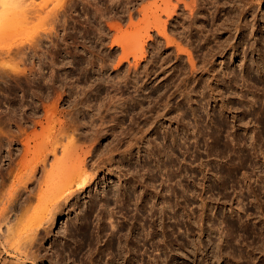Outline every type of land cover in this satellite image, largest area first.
<instances>
[{
    "label": "rangeland",
    "instance_id": "rangeland-1",
    "mask_svg": "<svg viewBox=\"0 0 264 264\" xmlns=\"http://www.w3.org/2000/svg\"><path fill=\"white\" fill-rule=\"evenodd\" d=\"M24 1L0 27V140L12 116L33 150L72 140L88 179L35 258L19 245L39 201L10 213L0 264H264V0L198 1L191 33L186 16L166 26L175 46L154 30L159 0Z\"/></svg>",
    "mask_w": 264,
    "mask_h": 264
},
{
    "label": "bare ground",
    "instance_id": "bare-ground-1",
    "mask_svg": "<svg viewBox=\"0 0 264 264\" xmlns=\"http://www.w3.org/2000/svg\"><path fill=\"white\" fill-rule=\"evenodd\" d=\"M23 1L24 0H0V27L2 26V18L7 16L4 13L5 12L7 13V11L9 10L8 8L14 5L16 9H20L21 7L26 5L25 4L26 1L24 2ZM159 1L162 2L160 6V12L164 14L166 20H162V17H159L158 19L159 21H157L158 23L155 24L154 30L160 36L162 35L163 37H165L167 39L166 43L171 46H173V44L175 46V42L171 44L172 40L168 38L169 35L166 32L167 25H169L170 23L174 25L175 23H177L175 21L185 19L183 20L184 22L182 23L185 26V29L188 30L189 33H191L193 31V26L196 25L195 21H198V19L200 18L197 17L198 15H200L198 13H202V11H207V9L205 8V5L207 3L206 4L204 3V5H202V7L204 6L203 8H200V6L198 5L199 4L198 1L201 2V0H159ZM203 2H201V4ZM205 2L207 1L205 0ZM129 4L130 3H128L127 1L126 5ZM215 6L216 5H214L213 7ZM218 7H216V9ZM13 8L14 7L12 6V9ZM213 9L211 8V10L209 11H212ZM131 10L132 9L129 10L130 13L129 17L130 20L133 21L134 18L136 17V14ZM10 11L14 15V12H16L17 10L15 11L14 9V11L13 10ZM23 11L26 10L23 9ZM179 11L181 12V14L178 13ZM218 11L216 12L218 13ZM141 12L142 10H139V12L137 11V13H141ZM216 12H214L215 16H216ZM7 14L9 15V13ZM17 14L18 13H16V15ZM21 15L25 17V13H22ZM15 16L12 17L14 18ZM182 17L184 18L182 19ZM6 18L9 19L8 17ZM261 39L263 38L260 37L259 40L260 43L262 41ZM122 48H123V56L120 59V63L127 62L128 64H131V62H133L134 64H136V66H138L140 61L144 59L146 54V52H142L141 55L139 56L138 51L136 49H132V50L126 49L125 45L122 46ZM183 52L185 53V50L179 47L177 53H181V54H178L177 57H180ZM130 57L133 59V61L130 60ZM262 58H264V56ZM190 61L191 63H193L192 61L194 60L191 58ZM3 66H7L4 67L7 69V72L15 71L17 69L16 65H3ZM0 77L2 78L3 76L0 75ZM14 118L16 117L15 116L10 117L9 121L13 122L12 126L16 127L17 131H13L14 129H10L9 127L6 126L2 127V133L6 136L7 141L5 142L0 140V162H1L0 232L2 230L1 224L4 221H6V219L8 218L7 216L10 213L14 212L16 209H18L19 211H28V208L31 206L32 202L34 200H38L40 204L39 209L36 211L34 217L29 221L28 225L24 228L25 232L23 236L25 235L26 237H24L23 242L19 245L20 248L24 244L23 256H25V258L27 259H32L35 258V256L37 255V254L35 255L36 253L35 250L33 251L34 249L33 243L37 240L39 233H41L40 229L46 223L55 221L57 216L56 212L61 213L62 209L69 203L72 197L77 192H79L78 187L80 188L86 185L88 179V172L85 171L84 169V167H86L85 160H81L80 157V154H82V149L76 147L75 143L72 140H68L67 143L62 144L60 139L56 138L55 140H53L52 138H50L47 141L45 140L44 142L39 143L37 146L38 149L33 150L35 148L31 147V143L33 141L32 138L35 135L34 134L27 135L26 129L23 128L22 125L18 123V120ZM18 142L23 146V150L20 151L21 158L19 161L16 160L17 155L15 154L16 152L13 149L16 143ZM5 143H7L8 145L5 146ZM37 151H39L40 153L39 155H37L38 156L37 158L33 159L28 169L25 172H21L20 174L19 173L17 174L16 172L19 171L22 167L25 168L24 165H26V159L29 157V155L32 152H37ZM6 161L8 162L7 165L8 168L6 169L7 174L5 175L4 173H2V169L6 166L5 164ZM69 162L78 165L76 167V170L75 169L73 170L77 171L78 169L79 171L74 173L71 172L72 174L71 173L70 175L67 174L62 178L60 177L61 179L57 180L56 182H52V183L49 182V179L54 177V175L57 172L59 173L60 169H62V167H64L65 164ZM7 177H9V180L12 184L10 182H9L10 185L7 184V180H8ZM24 196L26 197L24 198ZM110 226L111 228H114L113 225ZM7 232L10 233L11 228H9ZM1 239H2V235L0 234V241Z\"/></svg>",
    "mask_w": 264,
    "mask_h": 264
}]
</instances>
